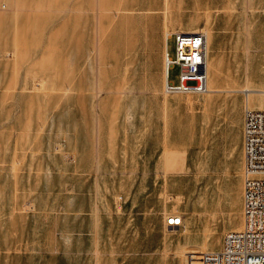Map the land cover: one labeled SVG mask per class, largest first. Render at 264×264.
Returning <instances> with one entry per match:
<instances>
[{
    "label": "crops",
    "instance_id": "obj_1",
    "mask_svg": "<svg viewBox=\"0 0 264 264\" xmlns=\"http://www.w3.org/2000/svg\"><path fill=\"white\" fill-rule=\"evenodd\" d=\"M148 1L119 0L118 3L120 8L127 10H154L163 8L168 1L173 10H191V24L168 22V18L159 16L156 29L167 25L171 31L206 29L209 90L191 95L203 94L208 100L224 102L229 116L232 117L234 112L239 115L240 127L233 145L238 156L236 171L243 187L244 111L245 108L256 109L251 106L249 98L254 92L262 95L264 91V0ZM7 4V9L16 13L11 30L15 50L24 49L23 44H27L29 37L40 38L43 35L52 49L72 52L73 56L60 61L65 67L61 79L56 78L55 72L47 76L36 75L29 68L31 64L22 65L13 60L8 73L1 72V91L13 92L21 88V66L26 74L24 86H28L30 79H38L37 84L44 85L46 89L100 91L99 83L90 81L91 72L78 75L74 70L84 65L94 45L99 47L100 8L113 10L115 2L7 0ZM6 18L1 16L0 36ZM162 40L164 60L169 39L166 40L164 35ZM7 54L13 56L11 51ZM162 67L157 76L152 77L153 86L146 90L149 93L140 100V114L130 110L123 116L122 122L127 125L123 127V135L115 128L112 130L110 127L111 130L106 132L100 125H95L92 140L86 139V131L81 132L78 126V115L68 120L64 115L68 102H59V125L57 127V118L53 116L47 130H50L51 138L58 134L63 137L65 142L61 146L66 151L59 147L61 163L58 168L48 169L50 173H58L54 182L59 188L61 211L66 215L60 222H54L53 228L40 222L30 230L32 233L15 228L8 235L2 230L0 235H5L1 237L3 244H14L20 248L27 246L29 264H36V261L37 264H184V252L191 245H203V249L214 250L191 240L193 227L216 219L198 208L199 199L203 197L194 194L196 161L191 156V115L181 118L175 114L173 103L180 102L181 93L185 92H163L166 73L162 76ZM246 86L256 91L247 94V88L239 90ZM41 103L45 107L54 104ZM2 105L11 109L9 116L0 118V131L6 137H21L19 113L13 112L15 102H2ZM88 118L85 113L82 123H88ZM53 122L55 128L51 130ZM131 124L134 131L140 129L143 136H128L127 129ZM181 126L187 129L185 133L179 130ZM181 132L187 135L186 141L180 140ZM14 147L8 150L2 161L0 159V164L11 170L17 197L19 171L25 168L34 171L36 168L26 165L16 173L11 164ZM64 152L73 153L74 158L67 159ZM199 157H202V151ZM39 210L44 214L48 208ZM172 214L181 218L179 224L167 225L166 215Z\"/></svg>",
    "mask_w": 264,
    "mask_h": 264
},
{
    "label": "rangeland",
    "instance_id": "obj_2",
    "mask_svg": "<svg viewBox=\"0 0 264 264\" xmlns=\"http://www.w3.org/2000/svg\"><path fill=\"white\" fill-rule=\"evenodd\" d=\"M118 1L108 0L109 3L115 2L113 10L105 11L100 8L99 47L94 45L84 65L74 70L78 75L81 72H91L90 81L99 83L100 91L64 92L46 89L44 85L37 84L38 79H30L28 86H24L26 74L22 66L19 68L21 88L13 92L0 90V118L9 116L8 111L11 109L3 107L2 102H15L13 112L19 113L18 130L21 135L11 138L0 131V159L2 161L8 150L15 145L14 160L11 163L15 172L18 173L19 168L26 165L36 168L34 171L27 168L19 171L18 193L15 197L12 172L7 165L2 167L0 164V232L3 230L10 235L15 228L31 232L30 230L40 222L47 224L48 228H53L54 222H60L64 219L63 215H66V212L61 211L59 188L54 182L58 173H50L48 169L59 167L62 156L59 147L65 142L59 134L56 138H51L48 133L50 130H47L53 116L57 118V127L59 125V102H68L67 112L64 114L68 116V120L75 119L78 115V126L81 132L86 131V139L92 140L95 125H100L106 132L110 127L112 130L115 128L117 133L121 132L123 135V127L127 126L122 122L123 116L128 115L130 110L140 114V100L145 93H149V90H146L153 86L152 77L157 76L162 65L163 76L162 38L164 31L170 30V27L159 26L161 29H156L159 16L166 20L168 18V22L182 21L191 24V10H173L168 1L163 8L154 10H127L120 8ZM7 8L8 4L5 8H0V20L2 15L7 17L0 36V75L1 72L8 73L11 61L16 60L20 64H31L32 67L29 68L36 72V75L47 76L55 72L56 78L61 79L65 67L60 61L66 56H73V53L52 49L43 35L40 38L29 37L27 44H23L24 49L15 50L12 46L11 30L16 13ZM167 49L170 55H174V38L168 40ZM9 51L13 56L7 54ZM68 70L70 71V68ZM169 76L174 81L177 80V65L169 69ZM181 94L180 102L173 103L175 114L181 118L191 115V156L196 161L194 194L203 197L199 199L198 208L216 219L215 222L205 221L193 227L191 240L205 244L208 249L218 250L222 245L224 233L236 229V226L242 223V180L236 171L238 156L233 145L240 127L239 115L234 112L232 117L229 116L224 102L208 100L203 94ZM249 101L252 107L260 108L263 97L254 92ZM41 102L54 104L52 107H45ZM85 113L89 116V122L83 124ZM140 125L138 123V126ZM129 126L128 136H143L140 129L134 131V125ZM54 128L53 122L50 129ZM16 129L17 127H14V130ZM179 130L184 133L187 131L186 128L182 129V126ZM183 132L179 134V138L186 141L187 135ZM62 149L66 151L65 148ZM201 151L202 157H199ZM64 155L70 160L74 158L73 153L64 152ZM44 207L48 208L49 214L48 211L42 214L43 210H39ZM68 221H71L70 218ZM1 237L5 235H0V264H29L27 246L20 248L14 244H3ZM190 248L199 250L203 245H191Z\"/></svg>",
    "mask_w": 264,
    "mask_h": 264
},
{
    "label": "built area",
    "instance_id": "obj_3",
    "mask_svg": "<svg viewBox=\"0 0 264 264\" xmlns=\"http://www.w3.org/2000/svg\"><path fill=\"white\" fill-rule=\"evenodd\" d=\"M6 0H0L5 8ZM165 39L174 38V55L166 50V78L163 92L205 93L209 90L206 72L207 31L166 30ZM178 66V78L169 69ZM260 108H245L243 121L242 225L224 233L218 250L184 252V264H264V91ZM167 225L180 223V217L166 215Z\"/></svg>",
    "mask_w": 264,
    "mask_h": 264
},
{
    "label": "bare ground",
    "instance_id": "obj_4",
    "mask_svg": "<svg viewBox=\"0 0 264 264\" xmlns=\"http://www.w3.org/2000/svg\"><path fill=\"white\" fill-rule=\"evenodd\" d=\"M207 63V62H206ZM164 72H165V66H164V70H163V75H164ZM166 75V74H165ZM247 88V90H246V93L248 94L249 92H251V91H256V90H252V88H248V87H246ZM244 89V88H243ZM181 219V218H180Z\"/></svg>",
    "mask_w": 264,
    "mask_h": 264
}]
</instances>
